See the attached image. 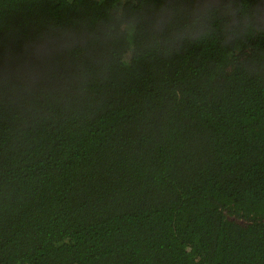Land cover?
Returning <instances> with one entry per match:
<instances>
[{"label": "trees", "instance_id": "16d2710c", "mask_svg": "<svg viewBox=\"0 0 264 264\" xmlns=\"http://www.w3.org/2000/svg\"><path fill=\"white\" fill-rule=\"evenodd\" d=\"M0 264H264V0H0Z\"/></svg>", "mask_w": 264, "mask_h": 264}]
</instances>
